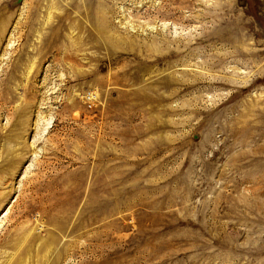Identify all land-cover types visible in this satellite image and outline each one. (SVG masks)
<instances>
[{"label":"rangeland","instance_id":"374dc122","mask_svg":"<svg viewBox=\"0 0 264 264\" xmlns=\"http://www.w3.org/2000/svg\"><path fill=\"white\" fill-rule=\"evenodd\" d=\"M11 254L264 264V0H0Z\"/></svg>","mask_w":264,"mask_h":264},{"label":"bare ground","instance_id":"6f19581e","mask_svg":"<svg viewBox=\"0 0 264 264\" xmlns=\"http://www.w3.org/2000/svg\"><path fill=\"white\" fill-rule=\"evenodd\" d=\"M36 4L38 5V2H36ZM37 9H38V8L35 7V9H34V11H33L34 14H37V13H36V12H38ZM50 9H51V10L54 9V5H53V4H51V5L48 7V11H49ZM51 13H52V12H49L50 17L52 16ZM28 113H29V111H25V116H27ZM10 151H11V149H10ZM54 241H55V240H54ZM29 255H30V254H28V256H27L28 259H29ZM14 258H15V254H11V255L9 256V258H8L7 260H5V264H11V262L14 260ZM20 264H27V260H26V259L21 260Z\"/></svg>","mask_w":264,"mask_h":264},{"label":"built area","instance_id":"2783aa9c","mask_svg":"<svg viewBox=\"0 0 264 264\" xmlns=\"http://www.w3.org/2000/svg\"><path fill=\"white\" fill-rule=\"evenodd\" d=\"M87 98H88V103L91 104V100L93 99V95H92V93H90V94L87 96Z\"/></svg>","mask_w":264,"mask_h":264}]
</instances>
